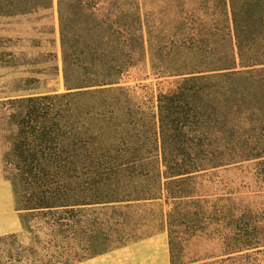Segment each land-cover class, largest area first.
Returning <instances> with one entry per match:
<instances>
[{"label": "trees", "instance_id": "trees-1", "mask_svg": "<svg viewBox=\"0 0 264 264\" xmlns=\"http://www.w3.org/2000/svg\"><path fill=\"white\" fill-rule=\"evenodd\" d=\"M55 6L63 90L0 99L4 176L31 233L0 236V264H74L160 228L171 257L197 232L216 240L173 264H264V0H166V29L140 0ZM138 64L173 86L132 88Z\"/></svg>", "mask_w": 264, "mask_h": 264}, {"label": "rangeland", "instance_id": "rangeland-1", "mask_svg": "<svg viewBox=\"0 0 264 264\" xmlns=\"http://www.w3.org/2000/svg\"><path fill=\"white\" fill-rule=\"evenodd\" d=\"M50 8H0V99L5 93H22L24 90H63L61 75L56 74L55 64L60 65L58 19L53 0ZM143 18L151 24L166 29V0H140ZM24 12V13H22ZM146 13V14H145ZM163 40H166L164 36ZM7 60V61H6ZM6 61V62H1ZM160 81V83H159ZM126 84L138 89L148 85L166 88L173 86L172 79L157 76L147 64H138L130 70ZM6 125L0 120V137L3 151L9 146ZM2 174H5L2 160ZM210 178L238 182L242 174L219 170ZM214 190L212 192H215ZM166 209V203H163ZM26 228L35 229L37 220L21 210ZM25 244H30L31 233L21 229ZM216 240L197 232L185 241L181 253L171 257L166 228L146 234L136 241L83 260L82 264H173L206 259L218 252Z\"/></svg>", "mask_w": 264, "mask_h": 264}, {"label": "crops", "instance_id": "crops-1", "mask_svg": "<svg viewBox=\"0 0 264 264\" xmlns=\"http://www.w3.org/2000/svg\"><path fill=\"white\" fill-rule=\"evenodd\" d=\"M1 98H4L2 96ZM4 144L0 137V236L21 231L20 211L15 206L10 180L2 174V153ZM103 254H100L101 256ZM80 261L74 264H82Z\"/></svg>", "mask_w": 264, "mask_h": 264}]
</instances>
